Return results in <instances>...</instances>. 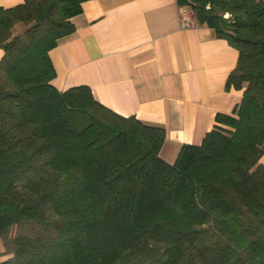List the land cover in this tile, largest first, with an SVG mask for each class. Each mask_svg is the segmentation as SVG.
<instances>
[{"label":"trees","instance_id":"16d2710c","mask_svg":"<svg viewBox=\"0 0 264 264\" xmlns=\"http://www.w3.org/2000/svg\"><path fill=\"white\" fill-rule=\"evenodd\" d=\"M87 1L0 8V264H264V0H177L238 51L243 98L174 164L164 128L55 87Z\"/></svg>","mask_w":264,"mask_h":264},{"label":"crops","instance_id":"0c3cea01","mask_svg":"<svg viewBox=\"0 0 264 264\" xmlns=\"http://www.w3.org/2000/svg\"><path fill=\"white\" fill-rule=\"evenodd\" d=\"M24 1L0 0V8ZM180 9L177 0L87 1L76 32L50 53L59 91L87 86L114 113L164 128L168 164L184 146L201 145L217 115H231L243 98L227 87L238 51L194 18L184 28Z\"/></svg>","mask_w":264,"mask_h":264},{"label":"built area","instance_id":"2783aa9c","mask_svg":"<svg viewBox=\"0 0 264 264\" xmlns=\"http://www.w3.org/2000/svg\"><path fill=\"white\" fill-rule=\"evenodd\" d=\"M181 16L184 28H191L194 26L193 13L188 7L181 8Z\"/></svg>","mask_w":264,"mask_h":264},{"label":"rangeland","instance_id":"374dc122","mask_svg":"<svg viewBox=\"0 0 264 264\" xmlns=\"http://www.w3.org/2000/svg\"><path fill=\"white\" fill-rule=\"evenodd\" d=\"M26 29H27L26 26L18 25L13 30V34H14V36H18V35L22 34V32H24ZM15 233H17V230L15 231ZM0 248H1L0 249V261L9 258V257H3V253H5L6 247L4 246V243L2 240H0Z\"/></svg>","mask_w":264,"mask_h":264}]
</instances>
